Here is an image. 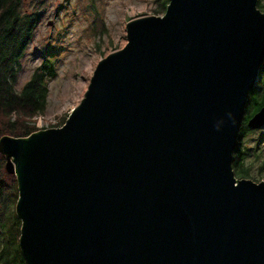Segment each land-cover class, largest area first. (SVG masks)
<instances>
[{
  "label": "water",
  "instance_id": "95a60500",
  "mask_svg": "<svg viewBox=\"0 0 264 264\" xmlns=\"http://www.w3.org/2000/svg\"><path fill=\"white\" fill-rule=\"evenodd\" d=\"M126 28L62 127L0 139L26 264H264V180L232 168L258 0H169Z\"/></svg>",
  "mask_w": 264,
  "mask_h": 264
},
{
  "label": "rangeland",
  "instance_id": "374dc122",
  "mask_svg": "<svg viewBox=\"0 0 264 264\" xmlns=\"http://www.w3.org/2000/svg\"><path fill=\"white\" fill-rule=\"evenodd\" d=\"M34 1L38 0H27L26 4ZM160 1L93 0L103 13L93 20L92 12L86 10L91 0H45L47 11L22 61L19 86L30 79L43 57L53 59L56 77L48 82V105L45 113L34 119L35 129L31 134L65 124L84 98L99 60L127 43V23L144 16H163L165 11H160ZM259 2L264 6V0ZM103 26L106 31L102 30ZM43 47L47 50L41 55ZM241 139L251 174L248 179L264 180V128L251 130Z\"/></svg>",
  "mask_w": 264,
  "mask_h": 264
},
{
  "label": "trees",
  "instance_id": "16d2710c",
  "mask_svg": "<svg viewBox=\"0 0 264 264\" xmlns=\"http://www.w3.org/2000/svg\"><path fill=\"white\" fill-rule=\"evenodd\" d=\"M26 2L0 0V139L4 136L26 137L34 131V119L45 113L48 105V82L56 77L53 59L43 57L30 79L19 86L22 61L47 11L45 0L34 1L31 5ZM168 3L169 0H161L160 11H165ZM259 7L264 10L258 0ZM86 10L92 12L93 20L103 14L93 0ZM102 30L106 31L104 26ZM46 50L43 47L41 55ZM258 78V83L249 93L245 108L247 114L233 153L232 168L238 179L251 176L240 140L251 131L247 127L248 119L264 106V62ZM6 161V156L0 151V264H26L19 246L22 222L16 214L18 182L16 175L6 171Z\"/></svg>",
  "mask_w": 264,
  "mask_h": 264
}]
</instances>
